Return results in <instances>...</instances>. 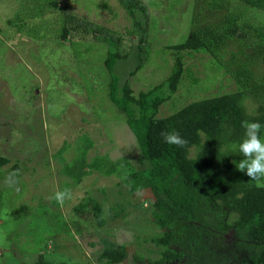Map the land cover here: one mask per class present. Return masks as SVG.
Masks as SVG:
<instances>
[{"label": "rangeland", "instance_id": "rangeland-1", "mask_svg": "<svg viewBox=\"0 0 264 264\" xmlns=\"http://www.w3.org/2000/svg\"><path fill=\"white\" fill-rule=\"evenodd\" d=\"M139 1L145 12L136 9L129 15L116 0H55L54 5L50 0H0V154L10 160L0 169V264H105L97 259L101 238L125 246L127 255L117 264L160 257L162 248L153 238L162 230L150 216V191L129 193L110 168L120 159L136 168L147 164L124 115L108 99L110 74L99 58L106 50L124 56L115 62L113 74L127 79L135 96L161 85L154 92L165 98L158 116L235 91L237 84L215 58L183 51L180 80L171 92L163 84L174 70L168 46L187 38L194 28L192 15L200 23L221 22L224 13L202 9L201 0ZM243 13L264 24L263 11ZM64 15L86 26L89 34L54 40ZM257 53H252L257 62L252 68L260 76L264 57L258 58L261 50ZM246 104L252 112L254 104ZM27 150L32 152L28 158ZM255 157L236 165L264 186V158ZM93 161L101 166L94 167ZM16 162L14 177L6 179L4 171ZM74 163L87 172L79 175ZM88 197L99 204L105 224L97 233L71 234L65 222ZM116 209L120 211L110 218ZM233 218L229 214L226 221L232 224ZM218 233L224 243L234 238L232 230Z\"/></svg>", "mask_w": 264, "mask_h": 264}, {"label": "trees", "instance_id": "trees-1", "mask_svg": "<svg viewBox=\"0 0 264 264\" xmlns=\"http://www.w3.org/2000/svg\"><path fill=\"white\" fill-rule=\"evenodd\" d=\"M116 1L129 15L136 9L145 12L139 0ZM201 1L206 11H223L222 21L200 23L191 16L194 28L187 38L168 46L174 54V70L163 84L173 92L183 65L179 54L201 51L215 58L234 77L237 89L193 100L158 116L165 98L154 92L161 85L135 96L128 80H118L113 74L115 62L124 56L116 50H106L99 60L110 74L108 99L124 115L147 164L136 168L120 159L111 162L110 168L119 174L129 193L148 189L153 197L150 216L162 230L153 242L162 250L159 258L141 264H264V186L257 185L250 172L236 165L255 155L264 158V74L257 76L252 68L257 63L252 53L261 50L258 58L264 57V24L251 22L243 13L249 8L264 12V0ZM50 3L54 5L55 0ZM236 8L238 12H234ZM79 20L86 22L82 16ZM87 30L64 15L54 40L62 42L68 35L87 34ZM233 44L239 48L232 50ZM246 48L252 52L246 53ZM226 54L229 58L225 60ZM246 100L254 104L252 112ZM31 155L32 152L27 158ZM9 162L0 154V169ZM19 164L4 171V177H14ZM77 164L73 167L79 175L87 172ZM92 165L97 168L101 163ZM72 211L74 216L65 222L71 234L97 233L105 224L93 198H84ZM118 211H113L110 218ZM229 214L234 216L232 224L226 221ZM229 230L234 238L224 243L218 232ZM99 244L102 249L97 259L105 264L120 263L127 255L123 244L108 238H101Z\"/></svg>", "mask_w": 264, "mask_h": 264}]
</instances>
